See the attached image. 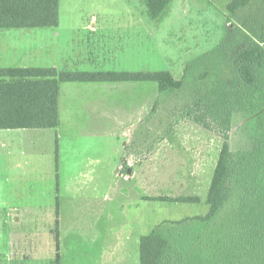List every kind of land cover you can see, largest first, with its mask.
Segmentation results:
<instances>
[{
  "label": "rangeland",
  "instance_id": "obj_1",
  "mask_svg": "<svg viewBox=\"0 0 264 264\" xmlns=\"http://www.w3.org/2000/svg\"><path fill=\"white\" fill-rule=\"evenodd\" d=\"M230 1L170 0L152 18L145 0H59L56 27L0 29V67L165 70L182 81L163 92L149 81L61 84L55 164L52 154V169H35L34 250L26 233L24 244L16 232L9 238V222L2 264H139V237L152 231L170 242L165 264H264V234L242 229L236 213L247 185L255 189L253 214L264 213V158L253 182L237 185L215 217L200 219L225 140L207 99L220 80L235 82L245 35L264 48V0L234 13ZM12 54L17 61L8 63ZM244 101L230 116L233 153L264 139V86ZM5 192L11 212L17 199ZM190 196L199 199L179 200Z\"/></svg>",
  "mask_w": 264,
  "mask_h": 264
},
{
  "label": "trees",
  "instance_id": "obj_2",
  "mask_svg": "<svg viewBox=\"0 0 264 264\" xmlns=\"http://www.w3.org/2000/svg\"><path fill=\"white\" fill-rule=\"evenodd\" d=\"M148 14L159 18L170 0H145ZM252 0H231L226 8L229 13L244 7ZM59 23V0H0V29L56 27ZM248 45L235 56V82L227 85L225 80L216 83L208 99L212 115L221 126L224 142L212 174L206 202L209 212L201 220L216 216L225 201L237 192V185L243 188L253 182L257 170L262 169L264 139H258L251 151H230L228 131L232 112L242 110L247 91L264 86V48L248 35ZM155 82L160 92L178 89L181 79H175L169 71H69L55 67H0V128H53L59 124L60 82ZM239 87V88H238ZM237 167L235 183L231 185L230 175ZM245 187L242 198L238 197L236 213L242 215L245 231L260 237L264 234V213L259 218L253 214L255 207L249 203L255 189ZM254 190V191H253ZM198 197H184L181 201H198ZM250 220H256L249 224ZM56 246L59 250L58 230ZM139 264H165L171 245L159 232L152 231L139 237ZM184 261V260H183ZM57 262L59 254L57 253ZM182 264V262H180Z\"/></svg>",
  "mask_w": 264,
  "mask_h": 264
},
{
  "label": "crops",
  "instance_id": "obj_3",
  "mask_svg": "<svg viewBox=\"0 0 264 264\" xmlns=\"http://www.w3.org/2000/svg\"><path fill=\"white\" fill-rule=\"evenodd\" d=\"M47 28V27H44ZM10 29H25V28H10ZM31 29V28H27ZM13 54L8 58V63H15ZM1 67H42V66H1ZM55 67V66H48ZM57 68V67H55ZM58 69V68H57ZM62 70V69H58ZM59 83L58 108L60 103L61 84ZM60 124V122H59ZM58 124V126H59ZM0 128V237L4 232V226L9 229V222L12 223L11 240L14 238V233L22 240L24 244V234L26 233V243L30 244V250H34V221L35 214L33 207L35 205V189L36 177L35 169H52L51 155L53 154V165L55 164V150L57 146L54 142L55 128ZM130 167H128V172ZM39 188V186H38ZM4 191L9 198L17 199L14 204H8L7 207L12 211L7 212L3 206ZM25 191V192H24ZM26 195V197H25ZM31 200L29 202V198ZM26 198L24 202L18 199ZM30 205L31 208H25ZM5 222V225H4ZM29 235L31 240L29 241ZM15 238V239H19ZM19 240V242H21ZM12 248V246H11ZM0 255L1 240H0ZM0 264L2 262L0 261Z\"/></svg>",
  "mask_w": 264,
  "mask_h": 264
}]
</instances>
